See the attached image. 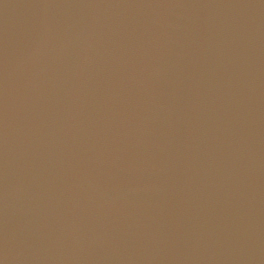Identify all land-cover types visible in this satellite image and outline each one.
<instances>
[{
	"label": "water",
	"instance_id": "95a60500",
	"mask_svg": "<svg viewBox=\"0 0 264 264\" xmlns=\"http://www.w3.org/2000/svg\"><path fill=\"white\" fill-rule=\"evenodd\" d=\"M0 264H264V0H0Z\"/></svg>",
	"mask_w": 264,
	"mask_h": 264
}]
</instances>
